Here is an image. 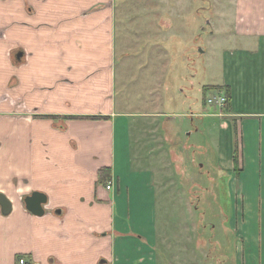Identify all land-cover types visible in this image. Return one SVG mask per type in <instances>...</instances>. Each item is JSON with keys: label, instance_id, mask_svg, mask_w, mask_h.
Wrapping results in <instances>:
<instances>
[{"label": "crops", "instance_id": "0c3cea01", "mask_svg": "<svg viewBox=\"0 0 264 264\" xmlns=\"http://www.w3.org/2000/svg\"><path fill=\"white\" fill-rule=\"evenodd\" d=\"M232 5L227 29L244 46L222 53L223 80L212 85L231 91L225 116L234 121L225 126L238 140L236 173L233 155L223 156V219L239 238L236 263L264 264V0ZM115 13V0H0V194L11 205L6 215L0 207V264L210 257L157 253L171 247L157 232L164 197L137 156L130 115L117 107ZM102 168L110 171L103 184ZM33 192L46 196L43 216L25 208Z\"/></svg>", "mask_w": 264, "mask_h": 264}, {"label": "rangeland", "instance_id": "374dc122", "mask_svg": "<svg viewBox=\"0 0 264 264\" xmlns=\"http://www.w3.org/2000/svg\"><path fill=\"white\" fill-rule=\"evenodd\" d=\"M232 2L115 0L116 103L137 130L138 158L158 177L157 232L171 247L157 253L167 259L197 262L205 253L204 264H237L239 238L223 219V156L238 151L225 125L234 119L211 100L223 94L203 87L222 83V53L243 45L227 29ZM183 247L195 255L179 256Z\"/></svg>", "mask_w": 264, "mask_h": 264}, {"label": "water", "instance_id": "95a60500", "mask_svg": "<svg viewBox=\"0 0 264 264\" xmlns=\"http://www.w3.org/2000/svg\"><path fill=\"white\" fill-rule=\"evenodd\" d=\"M22 53L17 54V58H21ZM46 203V196L42 193L33 192L30 196L24 199L25 208L31 214L35 216H43L44 210L43 205ZM0 207L4 215L8 214L11 209L10 203L7 199L0 194Z\"/></svg>", "mask_w": 264, "mask_h": 264}, {"label": "trees", "instance_id": "16d2710c", "mask_svg": "<svg viewBox=\"0 0 264 264\" xmlns=\"http://www.w3.org/2000/svg\"><path fill=\"white\" fill-rule=\"evenodd\" d=\"M210 88L223 94V96L225 98V103H224L225 108L224 109H225L226 113H230L231 112V91H230V89L226 86H210ZM98 118H103V117H98ZM235 142H236V136H235ZM233 163H234V171L237 172V167H238V151H237V148L234 151ZM109 180H110L109 169L108 168L100 169L98 172V183L103 184V183L108 182ZM20 257L21 256H18L17 261H19ZM27 264H30V263H27Z\"/></svg>", "mask_w": 264, "mask_h": 264}, {"label": "built area", "instance_id": "2783aa9c", "mask_svg": "<svg viewBox=\"0 0 264 264\" xmlns=\"http://www.w3.org/2000/svg\"><path fill=\"white\" fill-rule=\"evenodd\" d=\"M211 100H212V101H215L214 104L218 105L219 107H223V106H224L225 98H224L223 95H219V96H217V97H215V98H213V99H211ZM211 100H209L210 103L212 102ZM106 189H110V184H108V185L106 186ZM18 264H27V262H26L25 259L20 258L19 261H18Z\"/></svg>", "mask_w": 264, "mask_h": 264}]
</instances>
